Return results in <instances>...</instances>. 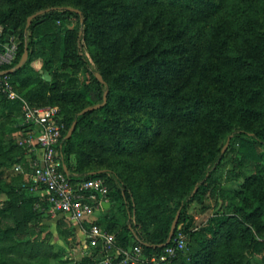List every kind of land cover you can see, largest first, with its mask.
<instances>
[{
  "label": "trees",
  "instance_id": "obj_1",
  "mask_svg": "<svg viewBox=\"0 0 264 264\" xmlns=\"http://www.w3.org/2000/svg\"><path fill=\"white\" fill-rule=\"evenodd\" d=\"M18 2L20 13L14 16L18 11ZM4 3L10 5L8 11L3 10ZM60 7L56 3L44 8L21 0H0V27L3 28L0 52L6 50L5 37L9 31H13L12 37L19 40L14 59L8 64L0 65V72L14 68L27 46L28 62L8 76L14 89L28 102L38 106H45L35 102L41 96L35 86L38 87L42 80L40 72L32 66V62L40 57L45 58V65L52 63L51 56L47 57L45 50L37 46L38 41L57 35L59 29L55 28L54 23L59 21L65 26L72 16L82 18L86 36H93L91 27L101 26L100 20L95 21V12L91 7L81 8V14L71 10L75 8ZM148 7L153 8L155 13V25L162 18L163 10L169 13L168 40L155 42V36L152 35L145 43L142 40L140 42V37L133 41L125 49L124 59L119 63L118 71L111 81L106 80L107 75L112 72L111 66L101 69L108 91L105 106L81 114L87 107L102 104L104 101V86L97 78L96 84L92 86L54 96L58 101L69 103L85 97L90 104L79 112L74 109H63L60 112L58 120L66 128L60 153L73 181L103 178L109 186V198L110 178L106 177V172L72 171L67 156L73 150L84 145L109 147L105 144L107 140H111L116 147L128 149L127 143L135 135L149 145L152 140L159 139L162 129L168 123H177L187 131L200 122H213L217 126H223L228 131L225 139L230 140L228 150L223 152L222 145L208 151L201 147L193 150L187 145L184 150L185 163L189 169L202 164L203 170L186 188L168 197L179 198L176 211L180 212V218L174 238L177 236L178 227L182 225L184 233L199 249L196 252L184 250L176 258L159 264H202L213 258V244L221 227L227 225L229 216H216L208 226L194 230L188 207L195 187L201 186L198 193L204 194L216 181L244 179L251 182L258 174L264 182V0H115L101 10L106 17L118 12L121 16L120 23L130 26L144 15L143 11ZM42 11L45 13L35 17L27 27L29 17ZM141 13L143 14L140 15ZM21 17L25 19L22 28ZM178 19L181 24L176 32L174 25ZM203 37L207 39L205 46L199 45ZM178 38L193 39V43L197 44L211 63L210 66L204 63L210 71L188 87L185 82L177 85L180 67L172 57V49L185 52L191 48L188 47L187 39L177 42ZM103 48L111 56L112 50L109 46ZM188 68L192 72L195 66ZM212 84L217 89H213ZM0 107L1 112L14 113L15 116H21V120L20 101L9 100L0 94ZM250 118L263 119V123L258 128L248 129L243 121ZM162 121L166 124L163 125ZM74 123L76 128L72 136L67 138V130ZM22 129H19L20 134ZM20 134L10 139L9 149L16 153L10 164L15 168L21 164L23 169L8 176L10 184L7 190L0 189V264H67L69 260H62L47 236H43L47 230L43 220L44 212L36 207L41 198L28 194L25 189L30 166L25 159V149L18 144ZM4 176L5 170L0 171V180ZM220 192L224 206L244 222L241 238L245 243L243 252H226L221 257L220 264H251L252 257L257 254L262 256L264 264V240L258 239L254 232V228H257L255 220L264 210L263 199H258L256 206L249 210L236 198L233 191L221 189ZM2 194L6 195L4 200L1 198ZM121 197L124 198V203L129 202L127 193H121ZM172 220L163 217L156 222H142L140 233L126 226L119 235H115L116 246L125 250L140 245L143 253L150 257L160 254L168 242ZM95 223L102 227L101 221ZM59 225L65 228L70 226L64 217L60 218ZM103 229L112 233L109 226ZM75 231L72 228L69 233L73 235ZM133 233L138 239L135 243L131 238ZM97 249L104 256L100 245ZM98 263L93 256H89L79 264ZM119 263L120 260L116 259L111 264Z\"/></svg>",
  "mask_w": 264,
  "mask_h": 264
},
{
  "label": "rangeland",
  "instance_id": "obj_2",
  "mask_svg": "<svg viewBox=\"0 0 264 264\" xmlns=\"http://www.w3.org/2000/svg\"><path fill=\"white\" fill-rule=\"evenodd\" d=\"M21 1L37 6L41 5L44 8H48L52 3L60 4L61 9L71 7L80 10L84 7H91L95 12V21L100 20L101 26L99 28H90L93 31V36L85 35V27L81 22L82 18L72 16L65 26L58 21L54 23V26L59 29V33L37 43L41 50H45L47 57L48 55L51 56L52 63L45 65V58L40 57L32 62V66L40 72L42 80V83L37 85L38 87L35 86L41 94L35 102L45 104V106L58 107L60 111L74 109L79 112L83 107L90 106L85 97H80L78 100L69 103L64 100L58 101L54 96L62 92L78 91L86 86L96 84L97 74H101V69L105 66L112 68V72L106 77L107 81H111L118 71L119 63L124 59L125 49L139 37L142 43H145L147 38L152 35L155 36V42L168 40V20L170 18L166 10L161 12L162 18L156 25L154 24L156 16L153 8L148 7L143 11L144 15L136 19L135 24L124 26L120 23L121 16L118 15V12L111 15L107 14L109 16L106 17L104 11L101 10L103 6L115 0ZM19 2L16 5L18 11L14 16L20 13ZM9 7L8 3L2 5L4 11H8ZM20 23L22 28L25 25L23 17H21ZM180 24L181 20L178 19L174 25L176 32ZM0 28L3 30L2 27ZM185 39L178 38L177 42H184ZM187 40L191 50L184 52L181 49H172V57L176 59L177 66L180 67L177 85L185 82L188 87L192 86L196 79L210 71L204 66V63L208 66L211 63L204 52L197 47V44L193 43V39ZM206 41L207 39L203 37L199 45H207ZM104 46H109L112 50L111 56L108 54V50L103 48ZM192 65L195 68L190 72L191 69L188 67H192ZM199 73L201 74L198 75ZM103 86L104 95L107 90L104 84ZM212 88L217 89L214 84H212ZM16 92L22 97L19 91L16 90ZM20 117L15 116L14 113L0 111V171L5 170L4 178L0 180V189L3 191L9 187L10 178L8 176H13L18 172L14 165L10 164L16 153L9 149V146L11 145L10 139L20 134ZM261 123H263V119L250 118L243 121V125L248 129L258 128ZM162 124L165 125L166 123L162 121ZM69 131L67 130V135ZM227 136L228 131L223 126H217L213 122H200L188 131L177 123H168L162 129L159 139L152 140L149 145L136 135L129 139L128 149L114 146L111 140H107L105 143L109 147L84 145L73 150L67 156L69 158L68 164L73 172L104 171L106 177L110 178L111 196L108 199L112 201V208L100 220L103 228L106 229L109 226V230L114 235H119L126 226L134 228V232L140 233L142 222H156L163 217H169L170 220L173 219V224L177 215L176 203L179 198L170 199L168 197L175 195V192L182 190V188H186L189 182L203 170L202 164L189 169L184 161L185 147L190 145L193 150L201 147L205 151L215 150L221 145L225 148L229 141L225 139ZM216 182L204 194L198 193L201 186H196L194 196L188 207V215L193 219V228L208 226L216 216L224 214L229 216L227 225L221 227L213 244V258L202 264H220L221 257L226 252L237 253L245 250V243L241 238L244 222L224 206L221 189L233 191L236 198L245 204L249 210L256 206L258 199L262 198L264 202V182L259 174L251 182L244 179H223ZM121 193L128 194V203H124L125 200L121 197ZM42 194L43 190L38 189L30 195L41 198ZM1 198L4 200L6 195L2 194ZM60 218L59 214L44 213L43 220L47 225V230L43 236H47L55 251L61 255V259L69 260L67 264H79L84 258L93 256L94 260L100 262L103 258L102 252L97 248H91L85 236L84 231L87 230L88 224L82 223L79 226L82 232H79L77 225L70 222H68L70 225L68 228L61 227L59 225ZM255 225L257 228H254V232L257 238L264 240V210L255 220ZM72 228H76L73 235L69 233L72 232ZM179 230L183 231L182 225L178 227ZM131 236L132 242H137L135 233ZM185 238V251L196 252L199 246L186 234ZM135 264H159V262L152 263L151 257L143 253L140 262ZM251 264H263L262 256L260 254L254 255Z\"/></svg>",
  "mask_w": 264,
  "mask_h": 264
},
{
  "label": "built area",
  "instance_id": "obj_3",
  "mask_svg": "<svg viewBox=\"0 0 264 264\" xmlns=\"http://www.w3.org/2000/svg\"><path fill=\"white\" fill-rule=\"evenodd\" d=\"M2 29L0 28V38ZM17 52L16 40L11 37L10 46L0 52V65L10 63ZM0 94L12 101L22 103V132L18 144L25 149V159L29 162L30 173L25 189L33 194L42 189L41 201L36 207L44 213L59 214L68 222L81 226L88 224L85 236L91 248L101 246L104 256L99 264H111L119 259V264L140 262L143 249L135 245L129 249L116 246L114 234L104 230L91 221L95 212L103 207L108 199L109 186L103 178L73 181L67 167L63 164L60 146L63 140L65 124L59 121L60 109L55 106L34 105L20 97L8 75L0 76ZM22 165L16 166L21 171ZM199 228H194L198 230ZM186 238L179 230L172 242L166 245L160 254L151 257L152 263H163L176 258L184 252Z\"/></svg>",
  "mask_w": 264,
  "mask_h": 264
},
{
  "label": "water",
  "instance_id": "obj_4",
  "mask_svg": "<svg viewBox=\"0 0 264 264\" xmlns=\"http://www.w3.org/2000/svg\"><path fill=\"white\" fill-rule=\"evenodd\" d=\"M71 10L77 12L78 14H81V11L80 10H77V9H71ZM44 13L45 12L42 11V12H39V13H37V14L29 17L27 27H29L31 25V23H32V21H33V19L35 17H37L39 15H42ZM12 36H13V31H9V33L5 37V42H6L5 49L6 48H9V46H10V40H11V37ZM16 44H19V40H16ZM28 59H29V51H28V48L26 46L25 52L23 53V55H22L21 60L19 61V63L14 68H12V69H10L8 71L0 72V76L9 75V74L14 73L17 70H20L21 68H23L26 65V63L28 62ZM97 78L99 79V81L101 83H103V84L105 83V80H104V78L102 77L101 74L98 73L97 74ZM107 95H108V91L104 95V101H103L102 104H98V105H95V106L87 107L86 109H84L81 112V114H85L87 112H91V111H94V110H98V109L102 108L103 106H105L106 103H107ZM75 128H76V123H74L73 126L71 127V129H70V131H69V133L67 135V138H70L72 136ZM229 142H230V140L228 141V144L223 149V152H225L227 150V147L229 145ZM179 218H180V212H178L177 215H176V218H175V220H174V222L172 224V227H171V231H170V235H169L168 242L164 246H166V245H168V244H170L172 242V240L174 238V235L176 233V229H177V226H178Z\"/></svg>",
  "mask_w": 264,
  "mask_h": 264
},
{
  "label": "crops",
  "instance_id": "obj_5",
  "mask_svg": "<svg viewBox=\"0 0 264 264\" xmlns=\"http://www.w3.org/2000/svg\"><path fill=\"white\" fill-rule=\"evenodd\" d=\"M5 51H2L4 53ZM112 208V202L110 199H106V201L103 202V207L95 212L94 216L91 218L92 222H98L102 220V216L106 214L110 209ZM79 232H82L79 226H77ZM76 229V228H75Z\"/></svg>",
  "mask_w": 264,
  "mask_h": 264
}]
</instances>
